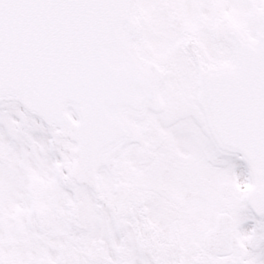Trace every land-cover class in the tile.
Instances as JSON below:
<instances>
[{
    "label": "snow or ice",
    "instance_id": "6c2138e0",
    "mask_svg": "<svg viewBox=\"0 0 264 264\" xmlns=\"http://www.w3.org/2000/svg\"><path fill=\"white\" fill-rule=\"evenodd\" d=\"M0 264H264V0H0Z\"/></svg>",
    "mask_w": 264,
    "mask_h": 264
}]
</instances>
